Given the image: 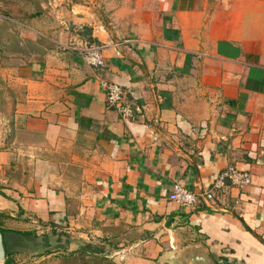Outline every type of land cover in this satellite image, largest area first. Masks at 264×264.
Returning a JSON list of instances; mask_svg holds the SVG:
<instances>
[{
  "label": "crops",
  "instance_id": "1",
  "mask_svg": "<svg viewBox=\"0 0 264 264\" xmlns=\"http://www.w3.org/2000/svg\"><path fill=\"white\" fill-rule=\"evenodd\" d=\"M43 11L28 28L38 39L24 36L30 59L0 72L14 92L3 152L37 173L3 196L2 217L63 223L66 251L90 264H179L192 247L211 264H264V0ZM84 42L103 48L104 69L61 49ZM105 82L123 89L130 118L107 106ZM231 168L251 184L213 190ZM176 184L197 195L192 207L169 201ZM1 229L7 249L25 235Z\"/></svg>",
  "mask_w": 264,
  "mask_h": 264
},
{
  "label": "rangeland",
  "instance_id": "2",
  "mask_svg": "<svg viewBox=\"0 0 264 264\" xmlns=\"http://www.w3.org/2000/svg\"><path fill=\"white\" fill-rule=\"evenodd\" d=\"M54 3L55 0H0V72L6 66H17L22 60L30 59L27 54L37 48L34 44L36 40L24 42V36L38 39L37 35L28 28L35 25L40 14L45 13L44 8L48 9ZM18 47L25 49L24 58H19L23 54L18 52ZM13 100L14 92L0 73V200L7 194L11 197L13 192H17L18 183L24 179H33L37 175V173L25 172L27 163L23 158H18L14 150L3 152L4 126L1 120L10 115ZM38 221L36 218L13 220L0 216L1 228L15 231L23 229L21 232L26 235L24 238L19 236L11 238L13 241L9 244L8 250L13 253L15 264H90L88 258L81 255L72 256L66 251L65 239L61 235L64 234L63 223L57 228H46ZM59 237L61 242L58 243ZM55 247L58 249L56 252Z\"/></svg>",
  "mask_w": 264,
  "mask_h": 264
},
{
  "label": "built area",
  "instance_id": "3",
  "mask_svg": "<svg viewBox=\"0 0 264 264\" xmlns=\"http://www.w3.org/2000/svg\"><path fill=\"white\" fill-rule=\"evenodd\" d=\"M121 45L122 44H118L116 46L119 47ZM61 49L63 52L73 53L79 56L90 68L97 70L105 68L106 63L104 51L100 46L90 42H84L79 46H64ZM102 87L106 96L107 106L123 119L130 118L133 115L134 110L130 103L127 102L123 89L115 83L107 82L103 83ZM227 181L234 187H246L252 182L248 173L231 168L216 178L213 184V190H221L225 187ZM204 199L207 203H210L213 201V194L208 193L204 195ZM169 201L189 208L197 202V195L186 189L183 185L176 184L169 196Z\"/></svg>",
  "mask_w": 264,
  "mask_h": 264
},
{
  "label": "water",
  "instance_id": "4",
  "mask_svg": "<svg viewBox=\"0 0 264 264\" xmlns=\"http://www.w3.org/2000/svg\"><path fill=\"white\" fill-rule=\"evenodd\" d=\"M198 247H192L182 253L177 260L179 264H211L206 251H200L195 254L194 250H198ZM7 260V251L4 242V236L0 232V264H5Z\"/></svg>",
  "mask_w": 264,
  "mask_h": 264
},
{
  "label": "trees",
  "instance_id": "5",
  "mask_svg": "<svg viewBox=\"0 0 264 264\" xmlns=\"http://www.w3.org/2000/svg\"><path fill=\"white\" fill-rule=\"evenodd\" d=\"M20 44V43H19ZM17 45V44H16ZM0 52H1V50H0ZM15 52H17V51H15ZM18 52L19 53H25V49L24 48H21V47H18ZM17 52V53H18ZM0 216H2L1 214H0ZM40 224H42L44 227H46V228H48V227H51V228H54L55 226L53 225V224H51V223H43V222H40ZM0 232L3 234V236H4V242H5V247H6V243H7V240H6V232L4 231V230H2L1 228H0ZM61 235H63V237H64V234H61ZM24 236H26V235H24ZM34 236V238L36 239V236H35V234L33 235ZM57 241H58V243L59 242H61V239H60V237H59V239H57ZM6 251H7V260H6V262H5V264H15V261L13 260V253H11V252H9L8 251V249H7V247H6Z\"/></svg>",
  "mask_w": 264,
  "mask_h": 264
}]
</instances>
